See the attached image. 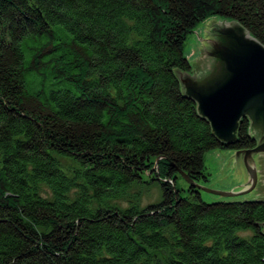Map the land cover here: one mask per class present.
I'll return each mask as SVG.
<instances>
[{
    "label": "trees",
    "instance_id": "16d2710c",
    "mask_svg": "<svg viewBox=\"0 0 264 264\" xmlns=\"http://www.w3.org/2000/svg\"><path fill=\"white\" fill-rule=\"evenodd\" d=\"M210 16L264 46V0H0V264H264V198L176 185L177 169L205 182L210 151L257 145L247 116L218 140L183 91L187 35ZM23 41L55 55L26 64ZM43 69L69 86L28 90ZM149 183L157 203L108 202Z\"/></svg>",
    "mask_w": 264,
    "mask_h": 264
},
{
    "label": "water",
    "instance_id": "95a60500",
    "mask_svg": "<svg viewBox=\"0 0 264 264\" xmlns=\"http://www.w3.org/2000/svg\"><path fill=\"white\" fill-rule=\"evenodd\" d=\"M229 22L215 27L212 44H204L205 70L192 81L178 74L184 93L196 102L199 115L208 120L218 140L233 141L244 116L250 119L249 133L260 137L255 147L236 152L237 163L246 169V186L238 191L206 187L177 169L189 186L223 199L254 189L258 179L254 154L264 153V46L237 22Z\"/></svg>",
    "mask_w": 264,
    "mask_h": 264
},
{
    "label": "rangeland",
    "instance_id": "374dc122",
    "mask_svg": "<svg viewBox=\"0 0 264 264\" xmlns=\"http://www.w3.org/2000/svg\"><path fill=\"white\" fill-rule=\"evenodd\" d=\"M232 24L228 20L222 19L216 16L207 17L204 21L198 24V26L187 35L185 49L190 50V53H186L185 55L189 62L192 65V75L191 77H196L198 74L205 70L206 59H207V50L204 44H212L214 28L218 26ZM61 26H57L54 29L56 30V34L58 37L66 38L68 35L66 31L61 29ZM46 40V38H43ZM55 40L54 38H52ZM30 46H34L33 49H27V45L23 41L21 47L24 52V60L25 63L28 64L30 60L35 59L36 61L42 62L47 61L49 58L53 57L55 53H47V54H36L40 51V43L39 42H29ZM39 72V71H38ZM38 72H34V74H30L26 76V87L30 91H35L41 88L50 89L53 87H61L65 88L69 85L66 84V81H60L58 83H54L58 77H54L53 74L46 69L41 71V74L36 75ZM178 74H181L178 72ZM184 75V74H181ZM187 76V75H186ZM181 80V79H180ZM182 82V80H181ZM257 143L260 142V137H256ZM215 152H219V155H216L214 152H208L204 156V173L207 174V180L205 182H199L200 184L220 190H234L238 191L246 186V169L243 163H237V156L235 151L230 150H215ZM210 153V155H209ZM217 156V160L215 158ZM62 165L70 169L74 164V162L69 158H59ZM254 163L258 173L257 184L253 190L250 192L236 196L233 198H221L217 195L203 192L201 193L202 198L205 201L212 202L217 200H245V199H253V198H264V153H255L254 154ZM156 167V166H155ZM156 170L158 168L156 167ZM179 174V173H178ZM166 180V178H162ZM170 181V180H168ZM224 184L225 188H219L218 186ZM176 185L180 190L181 197L188 196V184L186 181L179 175L176 179ZM47 189L43 190V194H46ZM138 193L139 198L136 199L135 195ZM48 194V193H47ZM127 195L124 198L109 200V203L117 205L119 207H125L129 202H139L140 206L146 207L150 203H157L161 199V191L157 184L149 183V184H134L130 186L127 190ZM139 208H142L140 207ZM238 234L240 236H248L251 234L250 230L245 232L239 231Z\"/></svg>",
    "mask_w": 264,
    "mask_h": 264
},
{
    "label": "bare ground",
    "instance_id": "6f19581e",
    "mask_svg": "<svg viewBox=\"0 0 264 264\" xmlns=\"http://www.w3.org/2000/svg\"><path fill=\"white\" fill-rule=\"evenodd\" d=\"M190 51H191V48H190V50H185L186 53H190ZM210 152H214V153H216L215 150H214V151H210ZM209 155H210V153H209ZM215 158H216V160H217V156H215Z\"/></svg>",
    "mask_w": 264,
    "mask_h": 264
},
{
    "label": "crops",
    "instance_id": "0c3cea01",
    "mask_svg": "<svg viewBox=\"0 0 264 264\" xmlns=\"http://www.w3.org/2000/svg\"><path fill=\"white\" fill-rule=\"evenodd\" d=\"M215 154H216V155H219V152H216ZM218 187H219V188H225V185H224V184H221V185H219Z\"/></svg>",
    "mask_w": 264,
    "mask_h": 264
}]
</instances>
